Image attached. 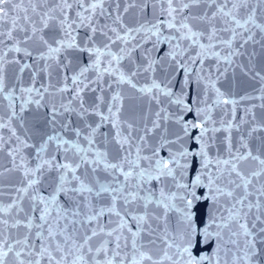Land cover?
<instances>
[{"label": "snow or ice", "instance_id": "snow-or-ice-1", "mask_svg": "<svg viewBox=\"0 0 264 264\" xmlns=\"http://www.w3.org/2000/svg\"><path fill=\"white\" fill-rule=\"evenodd\" d=\"M0 264H264V0H0Z\"/></svg>", "mask_w": 264, "mask_h": 264}, {"label": "water", "instance_id": "water-1", "mask_svg": "<svg viewBox=\"0 0 264 264\" xmlns=\"http://www.w3.org/2000/svg\"><path fill=\"white\" fill-rule=\"evenodd\" d=\"M243 86H246V85H242V87H243Z\"/></svg>", "mask_w": 264, "mask_h": 264}]
</instances>
